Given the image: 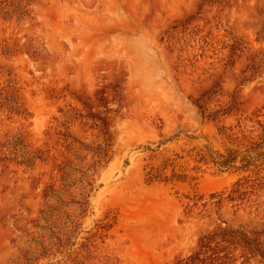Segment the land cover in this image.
Returning a JSON list of instances; mask_svg holds the SVG:
<instances>
[{"label": "rangeland", "instance_id": "obj_1", "mask_svg": "<svg viewBox=\"0 0 264 264\" xmlns=\"http://www.w3.org/2000/svg\"><path fill=\"white\" fill-rule=\"evenodd\" d=\"M225 229L264 230V0H0V264H264Z\"/></svg>", "mask_w": 264, "mask_h": 264}, {"label": "trees", "instance_id": "obj_2", "mask_svg": "<svg viewBox=\"0 0 264 264\" xmlns=\"http://www.w3.org/2000/svg\"><path fill=\"white\" fill-rule=\"evenodd\" d=\"M235 160V157L230 159ZM227 161H221L220 164H226ZM231 235L233 238V243H236L240 246L245 247V249H256L262 253L261 248L259 247L264 241V230L261 229H234L227 230L225 229L224 235ZM212 236H204L201 238V248L182 259H180L177 264H232L231 255L229 252H225L223 255L219 253V251L215 250L209 253L210 244ZM226 240V239H225ZM228 240V239H227Z\"/></svg>", "mask_w": 264, "mask_h": 264}]
</instances>
